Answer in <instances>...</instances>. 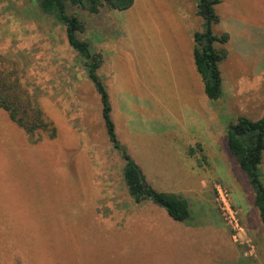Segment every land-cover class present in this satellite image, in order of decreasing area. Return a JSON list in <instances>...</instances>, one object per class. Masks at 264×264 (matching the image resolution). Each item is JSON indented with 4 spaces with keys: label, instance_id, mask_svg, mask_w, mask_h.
<instances>
[{
    "label": "rangeland",
    "instance_id": "rangeland-1",
    "mask_svg": "<svg viewBox=\"0 0 264 264\" xmlns=\"http://www.w3.org/2000/svg\"><path fill=\"white\" fill-rule=\"evenodd\" d=\"M222 96L209 101L192 57L202 31L194 0H135L89 14L79 34L102 55L98 76L117 140L157 192L187 200L174 222L135 203L109 143L100 98L64 28L36 0H0V57L14 61L32 103L55 129L28 138L0 109V264H264L254 193L226 146V128L264 114V0H219ZM193 149L191 153L189 150ZM264 184V153L260 165ZM237 214L227 227L215 192Z\"/></svg>",
    "mask_w": 264,
    "mask_h": 264
},
{
    "label": "trees",
    "instance_id": "trees-1",
    "mask_svg": "<svg viewBox=\"0 0 264 264\" xmlns=\"http://www.w3.org/2000/svg\"><path fill=\"white\" fill-rule=\"evenodd\" d=\"M194 1L196 14L202 21V31L195 32L192 36L193 64L201 79L205 97L209 101H217L222 96L219 66L225 60L227 52L225 49H216L215 46L225 45L229 36L227 33L215 35L212 32V27L219 22L215 7L220 1ZM134 2L135 0H36L41 13L53 17L55 22L64 28L68 46L82 60L87 78L100 98L101 118L107 139L124 162L122 179L129 197L135 203L149 201L163 209L174 222L186 223L191 219L187 200L176 194L153 190L117 140L110 119L111 106L108 94L97 73L103 63L102 55L92 52L90 44L79 38V34L85 30V25L68 12L69 8H82L93 15L104 8L122 12L128 10ZM0 109L7 113L9 120L23 130L28 138H33L40 131L48 133L50 137L55 135V129L45 120L41 110L32 103L26 89L20 83V73L16 63L5 57H0ZM226 146L248 179L254 193L253 204L264 228V184L260 172L264 153V114L258 120L240 116L235 122L229 123L226 128ZM189 151L192 153L193 149Z\"/></svg>",
    "mask_w": 264,
    "mask_h": 264
},
{
    "label": "built area",
    "instance_id": "built-area-1",
    "mask_svg": "<svg viewBox=\"0 0 264 264\" xmlns=\"http://www.w3.org/2000/svg\"><path fill=\"white\" fill-rule=\"evenodd\" d=\"M215 192L221 215L227 227H229L234 232L238 231L239 225L236 219L237 214L231 209L229 205V196L227 191L222 187L215 186Z\"/></svg>",
    "mask_w": 264,
    "mask_h": 264
}]
</instances>
